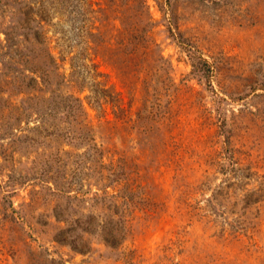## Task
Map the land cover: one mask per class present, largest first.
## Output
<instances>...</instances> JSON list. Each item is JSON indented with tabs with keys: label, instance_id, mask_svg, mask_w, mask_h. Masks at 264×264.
I'll return each mask as SVG.
<instances>
[{
	"label": "rangeland",
	"instance_id": "374dc122",
	"mask_svg": "<svg viewBox=\"0 0 264 264\" xmlns=\"http://www.w3.org/2000/svg\"><path fill=\"white\" fill-rule=\"evenodd\" d=\"M0 264H264V0H0Z\"/></svg>",
	"mask_w": 264,
	"mask_h": 264
},
{
	"label": "trees",
	"instance_id": "16d2710c",
	"mask_svg": "<svg viewBox=\"0 0 264 264\" xmlns=\"http://www.w3.org/2000/svg\"><path fill=\"white\" fill-rule=\"evenodd\" d=\"M24 29L27 30L26 33H23L24 40L29 43L28 51L26 54V63L27 68L31 73L38 74L37 76L40 78L37 79L35 76H29L27 81V86L32 87L38 86V90H45L46 88H49V92L51 93L50 99L52 100V103H48L47 105H43V107L39 111V115L45 116L46 114H50L53 109L57 106V104L62 103L63 108H65V116L69 117L72 116L73 119L78 120L80 115H86L87 113L84 110L83 101L79 96V88L77 86L76 81L70 80L68 81V88H70L69 91H67V94L61 95L57 93V90H59V81H56L54 83V86L52 87L50 81H51V73L55 71L56 74L61 75V73L57 72L60 66L58 65L57 58L50 49V47L47 45L46 41L41 37L39 29H33V27H30L28 21L25 19L24 22L21 24ZM30 34V35H29ZM8 39V37H7ZM30 52V53H28ZM29 54V55H28ZM41 85V86H40ZM98 85V83L95 84V86ZM43 89V90H42ZM74 89V91L72 90ZM103 93L107 92V89L105 88H99L97 89ZM77 92V93H75ZM55 95V96H54ZM56 96H60V98H55ZM50 106V107H49ZM40 108V107H39ZM82 121V120H81ZM94 148L96 150H99V148L94 144ZM114 159L112 158L110 162H113ZM104 166V164H102ZM114 177H107L106 183L102 185L100 188L101 192L104 196L109 197H122L125 200L128 199L126 197V192H130L131 189H126L124 186H120V181L117 178V174L115 172L112 173ZM112 183V188H115V193L110 194L108 192V185ZM131 195V193H129ZM59 214L56 213V217L59 218ZM83 230H86L85 228H82ZM62 233L67 234L70 239L67 241V239H62L64 241L69 242L74 246L75 244V238L71 239L72 235L68 233V229H63ZM106 235H101L102 240H104L106 243L113 244V237L114 235L112 233H105Z\"/></svg>",
	"mask_w": 264,
	"mask_h": 264
}]
</instances>
